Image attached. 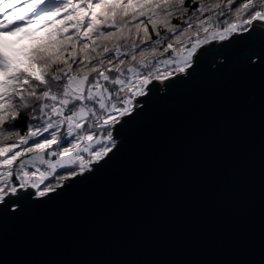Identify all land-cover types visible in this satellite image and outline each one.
I'll list each match as a JSON object with an SVG mask.
<instances>
[{
  "label": "snow or ice",
  "instance_id": "6c2138e0",
  "mask_svg": "<svg viewBox=\"0 0 264 264\" xmlns=\"http://www.w3.org/2000/svg\"><path fill=\"white\" fill-rule=\"evenodd\" d=\"M42 30L22 59L0 51V264L9 256V264H264V0H0V33ZM217 56V72L230 64L241 70L220 101L238 123L251 107L248 84L259 80L258 250L242 215L245 142L237 137L232 165L239 187L224 233L230 258H29L51 229L41 206L94 177L125 144L127 167L137 171L167 138L149 111L154 94L180 98L202 59ZM199 110L198 104L193 125ZM21 114L26 121L17 125Z\"/></svg>",
  "mask_w": 264,
  "mask_h": 264
},
{
  "label": "water",
  "instance_id": "95a60500",
  "mask_svg": "<svg viewBox=\"0 0 264 264\" xmlns=\"http://www.w3.org/2000/svg\"><path fill=\"white\" fill-rule=\"evenodd\" d=\"M258 51V49H257ZM242 51L238 55H247ZM217 56L202 59L194 81L180 98L171 95L149 105L167 138L137 171L127 165L125 144L94 177L80 180L65 194L41 207L50 233L31 259L54 260H222L232 243L224 238L236 207L239 185L232 160L236 138L245 142L246 193L242 215L249 241L258 250L260 235V112L259 80H250L245 101L250 109L239 118L220 103L240 78L230 64L217 72ZM211 61V62H209ZM196 123L190 117L197 105ZM119 139V137H117ZM71 194V195H70ZM34 223H40L37 219ZM12 257H4L9 264Z\"/></svg>",
  "mask_w": 264,
  "mask_h": 264
},
{
  "label": "trees",
  "instance_id": "16d2710c",
  "mask_svg": "<svg viewBox=\"0 0 264 264\" xmlns=\"http://www.w3.org/2000/svg\"><path fill=\"white\" fill-rule=\"evenodd\" d=\"M22 8L18 7L17 11H21ZM45 35V31L42 30L40 32H29L25 33H0V36H6L12 40L11 48L9 51L5 49V52L12 57L23 58L24 54L29 51V49L35 46L39 42V38ZM12 53V54H11ZM26 121V115L21 114L19 116L17 125L23 124ZM21 133L24 131L23 128L20 129Z\"/></svg>",
  "mask_w": 264,
  "mask_h": 264
},
{
  "label": "rangeland",
  "instance_id": "374dc122",
  "mask_svg": "<svg viewBox=\"0 0 264 264\" xmlns=\"http://www.w3.org/2000/svg\"><path fill=\"white\" fill-rule=\"evenodd\" d=\"M11 42L12 40L9 37L6 39V36H0V51H5V49L9 51L11 48Z\"/></svg>",
  "mask_w": 264,
  "mask_h": 264
}]
</instances>
